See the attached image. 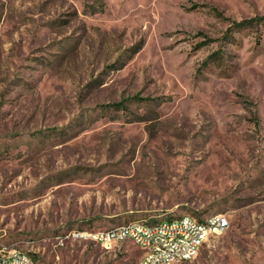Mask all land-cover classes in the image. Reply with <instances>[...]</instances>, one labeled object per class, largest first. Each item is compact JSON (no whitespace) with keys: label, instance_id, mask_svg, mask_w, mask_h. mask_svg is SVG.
<instances>
[{"label":"rangeland","instance_id":"1","mask_svg":"<svg viewBox=\"0 0 264 264\" xmlns=\"http://www.w3.org/2000/svg\"><path fill=\"white\" fill-rule=\"evenodd\" d=\"M218 213L178 264H264V0H0V246L140 264L76 232Z\"/></svg>","mask_w":264,"mask_h":264},{"label":"built area","instance_id":"2","mask_svg":"<svg viewBox=\"0 0 264 264\" xmlns=\"http://www.w3.org/2000/svg\"><path fill=\"white\" fill-rule=\"evenodd\" d=\"M230 226V218L227 214H219L212 224L196 225L191 220H185L177 226H160L147 228V226H128L131 230V237L138 241V245L144 242H152V249L148 251L146 264H157L160 260L177 259V254H184L192 251V245L196 241V234H203L206 227H221L224 231ZM170 230H183V238H175V241H160V233H170ZM92 232L102 237V243L108 241L112 236H119L118 227L110 229H98L97 231H78L76 233ZM7 247V246H0ZM11 251V258H2L0 264H32L26 258H19L17 248H8Z\"/></svg>","mask_w":264,"mask_h":264},{"label":"bare ground","instance_id":"3","mask_svg":"<svg viewBox=\"0 0 264 264\" xmlns=\"http://www.w3.org/2000/svg\"><path fill=\"white\" fill-rule=\"evenodd\" d=\"M219 214H213L207 217L204 220H198L192 215L184 214L172 220H161L157 222H147L143 219L132 220L128 223L121 224L117 226L119 228V236H112L108 238V241L117 238H132L131 230L127 229L128 226H147V228H157L160 226H177L179 223L185 222V220H191L196 225H205L212 224L215 217L219 216ZM227 231V230H226ZM224 230L221 227H206V231L203 234H196V241L194 245H192V251L185 252L184 254H177V259L170 260H160L157 264H178L181 261L192 259L195 254L201 249V247L214 235H219L223 233ZM175 238H183V230H170V233H160V241H175ZM93 240L102 242V237L100 235L95 234ZM137 244L138 241L133 239ZM140 247L145 249V255L142 259L141 264L147 263L148 251L152 249V242H144ZM17 254L19 258H26L31 261L32 264H37L35 259L26 251L17 248ZM0 255L2 258H11V251L6 247H0Z\"/></svg>","mask_w":264,"mask_h":264},{"label":"crops","instance_id":"4","mask_svg":"<svg viewBox=\"0 0 264 264\" xmlns=\"http://www.w3.org/2000/svg\"><path fill=\"white\" fill-rule=\"evenodd\" d=\"M156 221H157V220H156ZM151 222H155V221H151ZM131 240H132V239H131ZM94 241H95V240H94ZM123 241H124V240H123ZM96 242H99V241H96ZM113 242H116V243H117L118 241H113ZM113 242L111 243V245H113ZM134 242H135V241H134ZM99 243H102V242H99ZM135 243H136V242H135ZM136 244H137V243H136ZM111 245H110V246H111ZM138 247H140V246H138ZM140 248L143 250L144 255H145V252H146L145 249L142 248V247H140ZM144 255H143V257H144ZM143 257H142V259H143ZM194 258H195V257H194ZM142 259H141V261H142ZM141 261H140V264H141Z\"/></svg>","mask_w":264,"mask_h":264}]
</instances>
